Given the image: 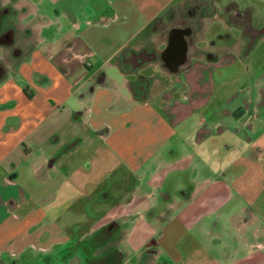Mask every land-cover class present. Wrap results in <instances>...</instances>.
Listing matches in <instances>:
<instances>
[{
    "label": "crops",
    "instance_id": "1",
    "mask_svg": "<svg viewBox=\"0 0 264 264\" xmlns=\"http://www.w3.org/2000/svg\"><path fill=\"white\" fill-rule=\"evenodd\" d=\"M192 4L0 0V179L29 168L46 179L59 160L76 171L95 160L103 180L90 187V200L110 204L100 213L109 222L97 227L118 224L120 264L144 249L171 248L207 203L243 195L249 167L264 166V29L251 41L217 3L190 39L185 62L171 71L162 58L167 29L173 13ZM253 8V25L261 27L264 5ZM84 145L92 154L76 165L71 155ZM65 174L66 183L72 171ZM106 189L110 197L94 196ZM65 199L45 208L17 196L24 210L2 227L0 252L61 239L75 224L58 227L46 214L71 207V196ZM120 208L135 226L122 227ZM188 232L189 253L198 242ZM132 235L134 250L121 247Z\"/></svg>",
    "mask_w": 264,
    "mask_h": 264
},
{
    "label": "rangeland",
    "instance_id": "2",
    "mask_svg": "<svg viewBox=\"0 0 264 264\" xmlns=\"http://www.w3.org/2000/svg\"><path fill=\"white\" fill-rule=\"evenodd\" d=\"M259 19L261 15L258 16ZM109 73L112 77L118 76L120 79L112 69H109ZM91 154L90 149L84 145L79 152L71 155V160L76 165H81L84 160H89L88 157ZM36 155L37 153L34 152L32 157L36 158ZM63 161L59 160L54 168L49 169L50 176L46 179H43L44 176L39 177L36 172L33 173L32 168L15 170L0 179L2 195L0 196V238L2 227L7 223L11 225L12 221L17 220L24 210L21 205L16 206L17 196L26 204L33 203L45 208L50 205L59 206L61 202H65V198L71 196V207L58 208L56 211L58 215L46 214L47 220L61 228L70 224L85 223L81 227L88 230L89 226L92 230L105 221L109 222L111 215L105 214L100 217V213L104 215L110 208L109 202L94 203L90 200V187L96 181L103 180L102 167L96 165L94 160L90 170L79 171L77 169L76 171L75 168L66 169L62 166ZM109 166L111 167V165H106V167ZM70 171H72V177L67 178L66 183L61 182L65 173L68 174ZM241 184L243 195L234 194L227 198H216L209 203L206 202L208 209L205 214L196 217L186 226L185 233L171 244L170 250L159 247L160 250L156 254L144 249L141 257L132 255L125 261V264H264V166L261 163L260 166H250ZM65 186L73 189L71 195L68 190L67 195L65 194ZM58 187L62 189L58 190L60 189ZM96 194L98 195H94L96 198L105 196L103 192ZM85 200H89V205H86L89 208L88 214L85 210L86 206L83 205ZM5 202L7 208L3 209L1 204ZM212 207L215 209L211 210ZM115 217H119L123 228L135 226V218L127 216L121 208L116 212ZM136 224H140L139 221ZM192 227L196 231H193ZM188 230L194 234L198 242L196 251L189 253ZM115 236L120 238L122 234L117 232ZM135 239L136 235H132L130 238L123 239L124 242L120 245L133 251L137 245L134 244ZM172 251L174 254L179 253L178 263L172 256Z\"/></svg>",
    "mask_w": 264,
    "mask_h": 264
},
{
    "label": "flooded vegetation",
    "instance_id": "3",
    "mask_svg": "<svg viewBox=\"0 0 264 264\" xmlns=\"http://www.w3.org/2000/svg\"><path fill=\"white\" fill-rule=\"evenodd\" d=\"M222 2L224 15L238 20L243 33L251 41L264 29V24L261 27L253 25L257 16L253 7L264 5V0H193L192 6L183 14L173 13V24L167 29L168 43L163 50L162 58L167 56L171 48L180 46L182 36L187 49L194 32L203 29L202 20L213 16L217 10L216 4ZM241 4L243 8L236 11ZM3 15L4 10L0 7V17ZM156 26L157 24H154V28ZM103 193L110 197L107 189ZM113 201L119 203L120 199ZM81 226L83 224L74 225L64 232L61 239L45 247L27 245L17 252H0V264H120L121 255L116 247L118 236H115V233L119 232L116 222L112 221L90 232Z\"/></svg>",
    "mask_w": 264,
    "mask_h": 264
},
{
    "label": "water",
    "instance_id": "4",
    "mask_svg": "<svg viewBox=\"0 0 264 264\" xmlns=\"http://www.w3.org/2000/svg\"><path fill=\"white\" fill-rule=\"evenodd\" d=\"M186 50L185 39L182 36V38L180 37V46L171 48L163 59L171 71H177L179 66L185 62Z\"/></svg>",
    "mask_w": 264,
    "mask_h": 264
}]
</instances>
